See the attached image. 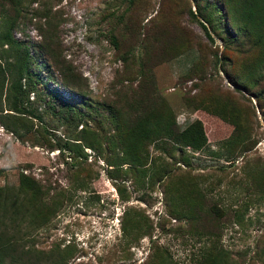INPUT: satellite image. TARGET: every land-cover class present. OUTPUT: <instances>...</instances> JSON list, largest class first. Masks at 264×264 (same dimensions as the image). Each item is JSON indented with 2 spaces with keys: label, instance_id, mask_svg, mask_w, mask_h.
Listing matches in <instances>:
<instances>
[{
  "label": "rangeland",
  "instance_id": "1",
  "mask_svg": "<svg viewBox=\"0 0 264 264\" xmlns=\"http://www.w3.org/2000/svg\"><path fill=\"white\" fill-rule=\"evenodd\" d=\"M251 2L23 0L12 32L37 78L24 104L42 119L7 115L1 94L0 120L16 132L0 122V185L25 173L53 203L26 244L69 242L62 264H198L213 248L264 264V37L243 15ZM60 71L73 85L60 87ZM53 91L81 112L76 125L45 108ZM107 104L177 128L199 119L205 145L180 152L163 134L145 141L142 164H112ZM80 129L92 147L61 149ZM19 247L0 227V259L21 263Z\"/></svg>",
  "mask_w": 264,
  "mask_h": 264
},
{
  "label": "trees",
  "instance_id": "2",
  "mask_svg": "<svg viewBox=\"0 0 264 264\" xmlns=\"http://www.w3.org/2000/svg\"><path fill=\"white\" fill-rule=\"evenodd\" d=\"M0 2L6 3L5 11L0 18V59H2V62L0 61V101L1 94H3L7 106L5 108L10 110V112H6L7 115L11 114L13 117H17L21 116L20 113L29 114L41 120L42 116L39 113L29 110L24 104L28 93L33 90V82L37 79L31 71L33 58L29 55V49L23 39L15 36L12 32L16 27L15 20L25 8L23 0H0ZM202 12L203 10H198L201 16ZM243 15L247 16L250 25L257 29V36L262 39L264 37V0H252L243 11ZM207 21L209 24L211 23V20L207 19ZM201 25L205 29L206 35L211 38L205 25L203 23ZM44 45L46 47V43ZM45 47L43 46V49ZM47 51L50 52L49 49ZM214 57L219 59L218 56ZM60 72L64 82L60 87L64 88L66 83L73 85L69 79L64 77V72ZM3 83H6L4 88L2 87ZM41 97L42 101L44 100L45 108L53 114L54 119L59 123L76 125L80 121L81 112L67 99L59 98L57 92L46 93ZM107 107L113 115L115 125L113 134L115 141L111 144L117 147L120 153L115 156L116 160H113L112 164H142L143 147L147 143L145 141L157 142L162 140L163 134L170 139L172 145L178 147L180 152L185 147L200 149L205 145L206 137L199 119L191 120L184 127L177 128L171 122L166 123L164 118H160V114H152L151 111L140 107L139 113L121 118L114 106L107 104ZM0 122L10 131L16 132L14 126L3 120ZM71 136L70 140L63 143L61 149L67 148L81 153L79 150L82 146L92 147V143L85 139V132L82 129ZM162 144L164 145V142L154 143L157 148H161ZM17 179L15 187L0 185V227H8L20 240L21 263L0 259V264H40L44 260L53 264H62L71 252L69 242L62 246L54 244L45 248L38 247L32 242L25 243L27 238L33 236V229L47 220L51 209L53 210V203L44 200L43 189L33 176L18 172ZM200 256L198 264H231L226 251L221 248L204 251Z\"/></svg>",
  "mask_w": 264,
  "mask_h": 264
}]
</instances>
